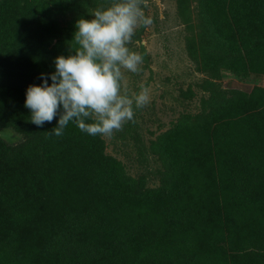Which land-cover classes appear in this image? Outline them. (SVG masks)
Segmentation results:
<instances>
[{
  "label": "trees",
  "instance_id": "trees-1",
  "mask_svg": "<svg viewBox=\"0 0 264 264\" xmlns=\"http://www.w3.org/2000/svg\"><path fill=\"white\" fill-rule=\"evenodd\" d=\"M47 4L0 0V126L22 136L0 138V264H264V90L237 92L242 110L175 136V182L136 188L100 136L74 121L49 135L59 114L30 120L27 88L42 74L51 83L68 37ZM207 4L223 32L250 36L233 70L264 74V0ZM223 228L239 230L245 262L229 258Z\"/></svg>",
  "mask_w": 264,
  "mask_h": 264
},
{
  "label": "rangeland",
  "instance_id": "rangeland-1",
  "mask_svg": "<svg viewBox=\"0 0 264 264\" xmlns=\"http://www.w3.org/2000/svg\"><path fill=\"white\" fill-rule=\"evenodd\" d=\"M109 2L48 0L47 14L68 36L63 55L72 54L70 43L77 20L91 19L90 12ZM207 2L147 0L144 12L152 24L139 28L130 45L144 56V62L139 73L126 72L125 76L131 91L139 92L141 83L151 88L150 103L135 111V123L129 121L111 137L100 136L103 153L119 163L136 188L166 187L175 182L178 172L170 153L177 142L175 136L206 130L215 120L242 110L245 104L237 99V92L249 93L254 87L264 90V74L232 68L237 53H242L241 40L246 42L250 36L223 32V25L212 19ZM252 101L243 98L249 105ZM262 110L264 113V106ZM0 138L15 144L22 136L10 126H0ZM238 231L223 228L220 244L230 251L229 258L245 262L243 253L234 254Z\"/></svg>",
  "mask_w": 264,
  "mask_h": 264
},
{
  "label": "clouds",
  "instance_id": "clouds-1",
  "mask_svg": "<svg viewBox=\"0 0 264 264\" xmlns=\"http://www.w3.org/2000/svg\"><path fill=\"white\" fill-rule=\"evenodd\" d=\"M147 0H110L81 17L67 56L55 58V71L42 74V84L29 85L25 107L37 126L52 122L59 114L58 126L49 132L64 135L74 121L90 136L111 137L131 121L135 111L150 103L151 88L143 83L139 92L131 91L125 73H139L144 56L130 48L139 28L152 19L144 12Z\"/></svg>",
  "mask_w": 264,
  "mask_h": 264
}]
</instances>
